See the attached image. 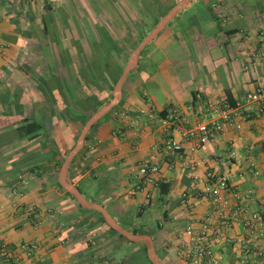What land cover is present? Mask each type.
<instances>
[{
    "label": "crops",
    "instance_id": "obj_1",
    "mask_svg": "<svg viewBox=\"0 0 264 264\" xmlns=\"http://www.w3.org/2000/svg\"><path fill=\"white\" fill-rule=\"evenodd\" d=\"M179 1L156 11L164 16ZM198 1L185 4L149 42L158 40V49L192 45V53L185 52L179 64L168 54L140 55L123 84L120 104L89 131L85 149L68 170L75 185L86 182L88 199L104 205L118 222L130 213L142 217L154 207L156 223L122 226L150 234L164 264H186L177 243L187 224L201 220L210 208L205 197L191 198L193 207L186 206L183 193L195 195L212 176L228 173L241 192H252V209H260L264 200V96L259 101L244 98L245 92L264 89V39L259 37L264 0H205L202 12L194 9ZM65 2L69 0H0V244L14 251L8 264H127L120 258L134 246L109 236L102 226L92 229L99 220L84 217L57 187L55 161L45 172L20 164L30 149L16 130L24 118L45 124L61 149L79 136L81 117L71 121L60 115L64 104L56 86V78L63 79L76 95L70 78L76 67L70 71L61 59L70 65L78 59V48L83 49L82 40L57 34L62 21L56 17L65 16ZM127 10L141 11L133 5ZM209 101H228L240 127L217 117ZM173 108L188 119V126L219 119L224 132L202 145L187 139L182 155H168L161 123L147 114L166 116ZM144 161L159 163L156 178L167 185L166 193L137 173ZM30 207L42 216L37 227L27 215ZM29 242L37 247L24 251L21 246ZM117 246L120 252L109 257ZM217 249L224 255L222 264H264V257L242 262L234 245Z\"/></svg>",
    "mask_w": 264,
    "mask_h": 264
},
{
    "label": "built area",
    "instance_id": "obj_2",
    "mask_svg": "<svg viewBox=\"0 0 264 264\" xmlns=\"http://www.w3.org/2000/svg\"><path fill=\"white\" fill-rule=\"evenodd\" d=\"M259 37L264 39V31ZM2 44L0 43V47ZM264 96V89L257 88L253 92H245L244 98L248 101H259ZM209 105L217 117L229 125L240 127L232 114V105L228 101H209ZM127 118L128 113H123ZM149 119L158 120L163 129L165 152L171 156H180L184 150L187 139H195L200 145L215 141L224 132V125L219 119L202 122L196 126H188V119L173 108L166 116H161L154 111L148 114ZM160 171L158 162L144 161L138 165V174L146 183L158 186L156 175ZM241 178L243 175H239ZM13 193L22 195L21 191L12 189ZM251 191L246 194L231 181L228 173L212 176L197 194L183 193L181 202L188 207H193L191 198L205 197L210 203L209 211L201 220L187 224L177 243V253L186 264H222L223 253L218 251V246L224 244L234 245L240 252L241 261L244 263L264 257V200L260 209H252L249 199ZM1 207V204H0ZM34 226L41 223L42 216L35 207L27 210ZM239 232L235 233L236 229ZM37 245L33 242L21 246L24 251H32ZM15 258L13 249L6 243L0 244V260L10 263Z\"/></svg>",
    "mask_w": 264,
    "mask_h": 264
},
{
    "label": "trees",
    "instance_id": "obj_3",
    "mask_svg": "<svg viewBox=\"0 0 264 264\" xmlns=\"http://www.w3.org/2000/svg\"><path fill=\"white\" fill-rule=\"evenodd\" d=\"M157 14L158 16H155L156 19L154 22V26L157 25L164 12L158 11ZM116 27L118 32L120 33L121 40L116 38V35L109 33L108 30L103 26L94 24V29L98 33L99 39L93 41L91 40L88 42L90 47L88 55L90 57L87 59L88 55L86 56L84 50L82 48H80L79 50L78 48V60H71V66L69 65V60L67 58H65L64 60L61 59V63L63 64V66L70 67V71H74L73 68L76 67L75 72H71L72 74H74L70 76V78L72 81L74 80V87L76 88L77 93L76 95H73V88H69L65 80L56 78L57 90L62 97L64 104V107L61 110L59 109L60 115L69 118L71 121H75L79 117H81V130L87 119L98 108H100V106L107 103L111 99V97L113 96L112 90L120 75L122 74L131 52L154 28L151 27L150 29L148 28L149 30L147 29L145 31L147 25L145 23L140 24V30H138L137 35H134L135 40H132L133 44L128 45L129 43H131L129 39V36L132 34L131 28L127 24H122L121 26L117 23ZM44 30H47V26L44 27ZM137 38L140 39L136 40ZM99 81H102L104 85L107 84L108 86H106L108 87L109 91H106L104 87L101 86ZM91 84L92 89L90 87ZM84 90H86V92ZM119 104L120 102L118 103V105ZM117 106L106 113V115L113 112ZM94 127L95 125L92 127V129ZM16 130L19 136H22L29 142L30 149L24 151V155L21 158V163L19 162L22 167H27L29 170L36 168L41 169L45 172V167L55 161V174L59 173L60 167L66 155L75 145L74 142L71 146L61 149V145H59L54 138H51L45 124L32 118H24L22 122L17 125ZM88 138L89 135L86 136V140ZM36 143H38V146L36 145ZM84 149L85 146H83V148L74 157L71 165L75 163L76 159ZM56 185L61 190L65 191V194L74 204L77 205L84 217L88 218L90 215H93L99 220V225L93 226L92 229L102 226L103 228H105V232L109 236L126 241V245L134 246L129 250L123 251V256L122 258H120L119 263L152 264L147 257L146 246L144 243H132L128 241L123 235L108 226L100 213L95 210L86 209L78 205L75 198L72 197L68 191L62 188L57 178ZM165 186L167 185H164L163 183L159 184L161 192H167L168 189ZM77 187L79 188L78 185ZM80 191L82 192L81 189ZM132 231L135 233L140 232L137 228L133 229ZM119 248L120 246L112 248L109 251V257H113L114 255L118 254V252H120Z\"/></svg>",
    "mask_w": 264,
    "mask_h": 264
},
{
    "label": "rangeland",
    "instance_id": "obj_4",
    "mask_svg": "<svg viewBox=\"0 0 264 264\" xmlns=\"http://www.w3.org/2000/svg\"><path fill=\"white\" fill-rule=\"evenodd\" d=\"M176 1L177 0H69V2H65V5H68V10H66L65 16L63 17V15L60 14L56 17L57 20L60 19V21H62V27H58L59 31H57V34L65 37L70 35L75 39L82 40L83 49L87 56L90 51L88 42L99 39V35L94 29V24L103 26L109 33L116 35V38L119 40H121V36L117 30L116 23L121 26L122 24H127L132 30V34L130 33L131 35L129 36L131 43L128 45H132L134 35H137L138 30H140L139 25L145 23L147 25L145 31L148 28L150 29V25L153 26L156 19L154 16H158L156 10L159 9L161 5L171 6ZM69 4H71V8L69 7ZM130 5L135 6V9L139 8L141 11H128L127 8H129ZM205 5H207L205 0H199L194 3V6L196 7L194 9L201 10L202 12L204 10L203 6ZM139 39L140 38H137L136 40ZM156 41L158 40H153L144 48L141 54L142 57H144L145 54H148V52H155L157 55L161 56L168 54L169 58L173 57L174 63L176 62V64H179L184 59L183 55L185 52L192 53V45H184L182 48L176 45H170L165 49H163L164 46H162V49H158ZM89 57L90 56L88 55L87 59ZM173 62L170 61L171 64H173ZM149 68L152 69L153 66L150 65ZM99 83L101 86L106 87L102 81H99ZM80 131L81 127L78 130V135ZM78 186L82 190L84 196L88 199L89 194L86 192V182H82ZM155 212L156 210L153 207L148 209L142 217H137V215L130 213L120 219L119 222L125 226H127L129 222H135L139 227L144 224H154L156 223L154 220Z\"/></svg>",
    "mask_w": 264,
    "mask_h": 264
},
{
    "label": "water",
    "instance_id": "obj_5",
    "mask_svg": "<svg viewBox=\"0 0 264 264\" xmlns=\"http://www.w3.org/2000/svg\"><path fill=\"white\" fill-rule=\"evenodd\" d=\"M191 0H181L179 1L167 14H165L162 19L157 23V25L142 39V41L134 48L131 52L128 62L117 80L113 90L112 98L100 108H98L85 122L80 134L76 140L73 148L66 155L58 174V182L63 189L68 191L72 197L75 198L78 205L83 208L95 210L100 213L105 221V223L112 229L123 235L128 241L132 243H144L146 246L147 257L152 264H164L162 259L158 256L155 246L153 243L152 236L147 233H135L126 229L122 226L107 210V208L95 201L87 199L80 191V189L75 185L72 180L68 177V170L72 163V160L77 155V153L83 148L86 136L92 127L102 118L106 113L112 110L121 100L122 88L125 80L127 79L129 73L137 66L139 56L143 49L148 45V43L156 37L165 25L174 17V15Z\"/></svg>",
    "mask_w": 264,
    "mask_h": 264
}]
</instances>
